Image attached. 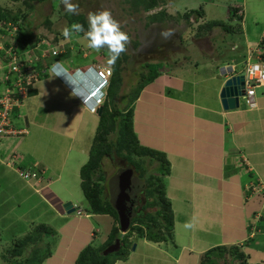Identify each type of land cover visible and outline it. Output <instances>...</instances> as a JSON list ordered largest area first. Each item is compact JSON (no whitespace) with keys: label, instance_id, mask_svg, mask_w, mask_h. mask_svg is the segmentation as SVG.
I'll return each instance as SVG.
<instances>
[{"label":"crops","instance_id":"crops-1","mask_svg":"<svg viewBox=\"0 0 264 264\" xmlns=\"http://www.w3.org/2000/svg\"><path fill=\"white\" fill-rule=\"evenodd\" d=\"M204 1L211 4L213 13L221 8L216 0H185L182 13L180 7L175 9L177 4L174 1L162 4L158 12L163 6V10L173 16L203 11V17L192 16L188 22L193 23L192 28L197 31H193V40L207 46L203 52L209 55V52L213 53L216 38L226 39L230 34L224 30L220 34L221 27L199 32L198 27L209 21H220L210 20V9L206 11ZM181 3L179 1L178 5ZM233 10H238L232 11L233 22L237 17L242 22L241 32H237L242 36L239 41L243 44L242 55L229 58L230 62L207 59L209 63L202 66L217 67V74L209 81L212 84L209 103L199 102L194 97L192 100L172 97L168 93L169 86L182 90L183 81L173 75L170 77L164 69L154 82L143 89L133 104L134 129L140 145L164 153L170 163L167 175L156 172L155 177L162 178L166 196L171 202L174 231L173 237L163 242L133 236L132 242L133 245L136 243V248L130 250L126 260L117 264H142L145 260L152 264H200L207 251L219 246H238L248 256L249 264H264V87L257 90L256 109H249L242 100L239 109L226 111L220 99L226 81L232 75L242 74L238 69L240 66L245 65L247 69L251 63L264 61V26L263 30H257L260 26L258 22L248 24L250 11L245 5H235ZM239 11H242L240 15ZM181 19L177 27L183 28ZM158 25L163 27L164 24ZM250 25H253L251 31L254 33L250 32ZM42 41L50 46L66 44L63 39L54 44L55 38L49 36ZM46 43L40 47L49 49ZM69 46H73V42L66 45L64 52H71L73 63L70 59L56 61L66 68L67 77L53 78V65L49 68L42 66V69L47 68L46 72L28 87L24 104L13 113L12 126L16 134L0 136V225L5 224L9 214L18 210L16 207L21 202L25 206L31 199L37 198L39 203L32 210L42 202L41 215L34 220H39L44 214L54 217L51 220L44 217L40 222L55 231L46 238V242L53 247L48 264H77L80 252L97 238L100 231L103 232L102 244L109 239L115 225L120 226L121 230L119 218L111 214H94L88 206L79 216L75 212L68 214L63 206L68 201L77 200L73 197L77 189L84 195L81 172L89 160L90 150L83 151L85 144L80 139L78 144L74 143L77 134L83 131V119L88 115L89 129L95 124L98 128L99 124L98 114L87 109L79 97L87 85H80L81 81L74 79L72 74L78 69L104 68L93 66L95 63L89 64L88 61L81 65L74 62L79 55H73L74 48ZM12 47L9 38L0 40V97L8 86H12V83L5 82L8 76L7 51ZM232 48L236 50L240 46L233 43ZM91 56L90 52L89 58ZM195 66L198 68L200 65L196 63ZM193 83L197 84V81ZM42 146L46 149L44 154L39 153ZM156 165L154 169H157ZM34 168L45 171L40 184L24 182L17 172L18 169ZM70 173L78 176V182L72 177V180L65 181V174ZM107 181L104 182L106 195L113 202L115 185L110 179ZM65 186H69L68 189H64ZM253 187L257 190L253 191ZM69 188H76V191L72 192ZM27 189H30L29 194L26 193ZM21 192L26 193L27 197L22 198ZM9 194L14 195L9 199L10 203L14 200L12 204L7 203ZM146 203L144 196L138 198L135 214L134 206L131 207V221L135 216L145 218L150 212L157 211L153 207L144 213L142 209L139 211V207ZM27 212L23 211L15 221L26 220ZM34 225L33 221L27 223L22 236H26ZM145 251L147 254H144Z\"/></svg>","mask_w":264,"mask_h":264},{"label":"trees","instance_id":"trees-1","mask_svg":"<svg viewBox=\"0 0 264 264\" xmlns=\"http://www.w3.org/2000/svg\"><path fill=\"white\" fill-rule=\"evenodd\" d=\"M13 1L16 2L15 8H0V21L3 22L6 27L8 24H12L18 28L15 46L16 44L19 46L15 49L18 53L23 51L27 52L35 48L45 37H36L29 27L32 21H28V17H30L31 13L35 11L38 4L40 5L43 0ZM126 2L131 6L132 10L137 13L141 10L150 12L160 8L162 4H165V0H126ZM234 11L237 12L238 10ZM202 12L203 11L187 12L183 17L187 16V20L190 21L192 16L203 17ZM59 13H62V10H59ZM65 16L67 18L66 26L70 27L72 23H80L84 26L85 30H87L88 23L86 13L79 12V15H73L65 12ZM166 17V11L161 10L157 14L152 15L150 21L152 23H164ZM41 25L46 26L49 31L55 34L54 44L60 43L62 39L66 40L61 34L62 30H56L51 26L49 18H46V20L44 19ZM216 27H221L228 33H230L232 29L228 23L209 21L205 25L199 27V32L203 30L209 32ZM2 33L8 34L7 31L3 30ZM77 34L83 35V33ZM180 40L181 44H183L182 36ZM9 46L10 44L7 47ZM38 53H40V51H38ZM122 54L123 56L116 61L115 65L111 66L113 75L110 79L108 96L103 105L104 110L102 115L99 117V124L94 138V144L90 151L89 160L83 166L81 172L82 189L89 204V211L94 214H111L115 218H119L118 212L113 206L112 199H108L106 195L107 187L104 184V182H106L104 163L106 160H114L116 157L123 158L129 162L130 166H133V174L137 175L138 178L146 183V188L144 190L145 199L148 204H150L148 206L157 208V211L150 212L148 214L150 217L146 218L143 223L142 220L144 218H136L135 216L127 233L121 232L120 226L115 225L109 239L105 243H98L95 239L80 252L77 258V264H117L118 261L126 260L133 246V236L146 237L148 240L155 242L168 241L173 237L174 218L171 202L166 196L165 185L162 178L158 176L157 182H150L149 178L154 176L143 174L144 170L140 167L141 164H143L153 173L158 171V174L165 176L170 171V163L164 153L141 146L134 129L133 104L139 98L143 89L158 78L159 67L150 68L151 70L148 74L141 75L142 82H139L137 91L134 93L133 98L130 99V105H128L126 109H120L119 106H117V97L119 96L123 83V63L128 59V55ZM71 55L70 51H66L63 54L60 53L56 56L50 55L52 56L51 58L54 59L50 60L51 58L49 59L48 56L46 59L41 60L39 64L37 63V69H41L42 66H48L49 68L50 65L52 66L56 63L61 64L60 62H56L59 59H70L73 63ZM79 59L80 57L77 56L74 62H79ZM147 67L149 68V64ZM121 143L122 145L120 146ZM133 158L139 159L140 161L134 163ZM147 159L149 160L148 162ZM156 163L157 169H154V164ZM114 176L113 178L115 179ZM148 198H152V200L148 201ZM54 232V229L46 224L39 223L34 225L26 236L14 241L12 247L8 251L9 256L3 255L4 260L8 262V264H43L47 257L52 256L51 250L44 253H42V251L45 247H50L51 243L46 242V238L53 235ZM117 239H121L122 241L121 250L113 254L105 255L104 252L106 248L112 245ZM248 259V256L238 246H219L207 251L202 256L200 264H249Z\"/></svg>","mask_w":264,"mask_h":264},{"label":"rangeland","instance_id":"rangeland-1","mask_svg":"<svg viewBox=\"0 0 264 264\" xmlns=\"http://www.w3.org/2000/svg\"><path fill=\"white\" fill-rule=\"evenodd\" d=\"M172 1H174L177 4V6L175 5L176 6L175 9L180 7L179 11H181L182 13L183 10L182 6L185 0L183 2L181 0H165V3L168 4ZM179 1L180 3L182 2L181 5H178ZM73 2L79 4L80 12L86 13V16L90 11L97 12L105 9L109 10L113 18L119 21L121 30L129 36L130 42L129 44L126 45L127 50L124 52V54L128 55V59L123 63V72H122L123 83L119 92V96L117 97V106H119L120 109H126V107L130 105L131 103L130 99L133 98L134 93L137 91L138 84L142 78L141 75L148 74V72H150L151 70L150 68L153 69V67H159L158 69L159 75L160 72H163V70L166 69L170 77L173 75L174 78L179 77V79L183 81L181 82V85L183 86L182 90L179 89L178 91L177 88H174V86L172 85L169 86L168 93L170 92L169 94L172 97H177L184 100H192L194 97L197 98L199 102L209 103L210 94L212 93L209 91V89L212 88V84L209 81L212 80L211 77L213 75L217 74V67L202 68V66L209 63L207 59L210 60L211 58L223 59L227 62H230L231 60L229 58H234V57L237 58L242 55L243 44L239 42L240 37L242 38V36L237 34V32L238 33L241 32L242 22L241 20H237L239 17L236 18L235 23L233 22L234 19L233 17L234 14H232V11H234L233 7L235 5H239V6L245 5L247 11H250V15L248 17L249 20L247 21L248 24L253 23V21L258 22L260 26L257 28V30H263V26H264V0H216L218 4H221V8L218 9L216 8L220 12L217 11L216 13H213L214 9L211 10V4L204 1L205 3L204 2L203 3L205 5L206 11L210 9L209 10L210 18H211L210 20L219 19L224 23L230 24V26L232 27L231 32L229 33L230 35H227L228 38L222 39L217 37L212 46L213 53L209 52L210 54L206 55L203 52V50H205L207 46H203L202 44L195 43V39L193 40L192 38L193 31H195V33L197 31L192 28L194 24L188 22L187 16L183 18V16L178 15L179 13L175 14L176 13L175 12L174 13L175 15L173 16V15H169V13L166 12L167 14L166 21L164 23L159 22V24H164L163 27H160L157 22L152 23L150 21V17L158 13V8L150 12H145L141 10L139 13H137L136 11L132 10L131 6L126 2V0H73ZM15 6H16V2H14L13 0H0V8H13V7L15 8ZM164 8L165 7L163 6V9ZM199 8L200 7L196 9ZM59 10H62V13H59ZM65 12L66 11L61 3V0H43V2L40 5L38 4V7L35 9V11L31 13L30 17H28L29 18L28 21L30 20L32 21V24H29V27L33 31L36 37L49 36V38L54 39L55 34L49 31L46 26H42L41 25L42 21L44 22V19L46 20V18H49L51 21V26L54 29L62 30L67 23ZM240 14L241 13L239 11V15ZM180 19L182 20V22H184L183 28L177 27L180 26L179 25ZM187 24L189 26H187ZM252 26L253 25H250L249 27L250 32H253L251 31ZM166 29H171L174 32V35H172L171 38L167 40H163L160 36V33L162 30H166ZM219 31L221 34L223 32V29L220 28ZM180 36L183 37V42H184L183 44H181ZM14 39L16 40V34L12 37H9V41L12 44H15ZM153 40L155 43L158 44H160L162 41L163 43L169 42L170 44H173L172 45L173 49L168 50L166 52L158 51V48H160L158 45L157 49L151 50V48H149L147 45L153 43ZM65 42H66L65 47L66 45H69L71 42H73V46H69V47L74 48V51L72 52L73 55L76 56L79 55L80 59L78 61L80 62V65L88 61L87 63L89 64L95 63L93 66L96 65L99 67L107 68L113 74L112 67L107 64L106 49H102L100 52L93 51L92 49L87 47V41L83 39V35L77 33H74L72 38L69 40H65ZM233 43L239 45L240 48L234 50L232 48ZM17 46L19 45L16 44L15 48H18ZM147 48H149V50L145 51ZM141 50L144 51L142 52ZM89 51L92 54L91 56L92 58H89L90 55ZM208 51L211 50L208 48ZM82 55L85 56L84 58H88V59H83ZM122 56L123 54H121L120 57ZM196 63L200 65L198 68L195 66ZM148 64H149V68L147 67ZM238 69L239 72L246 75L245 65L240 66ZM207 78L210 79L208 80ZM195 80L197 81V84L193 83V81ZM87 118L88 115L83 119V124H82L83 131L77 134L76 139L74 140V143L76 142V144H78L79 139L82 142V144L83 143L85 144V146L83 145V151H88V150L91 151L94 144L93 138L97 129V124L91 126L90 129L88 128ZM93 120L96 123L95 116ZM69 145L70 144H67V146ZM121 145L122 143L120 144V146ZM44 152H46V149L44 146H42L41 149L39 150V153L44 154ZM133 159H134L133 160L134 163L140 161L139 159L136 158ZM148 161L149 160L147 159V162ZM129 167H131V169H134L133 166H130L129 162L123 158L116 157L114 160L111 159L106 160L104 163L106 181L111 177H112L111 180L114 179L113 176L115 173L119 171V169L125 170ZM140 167L144 170L143 174L154 176L149 178L150 182L152 181L154 183L157 182V178L155 177V174L151 170L146 168V166H144L143 164H141ZM65 175H66L65 181L71 179L72 177L73 179H76V181L78 182L77 173H76L77 177H74V173L65 174ZM31 184L33 185V183ZM68 187L69 186H65L64 189H68ZM69 189L72 192L76 191V188H69ZM26 193L29 194L30 189H27ZM26 193L21 192L19 194H21L22 198H25L27 197ZM13 196H14L13 194H9V196L7 197L8 204L14 203V200L12 201V203H10L9 201V199H11V197ZM73 197L77 199V200H73V204L74 205L76 204L75 207H79L83 210L89 206L85 196L83 195L80 189H77L76 194ZM28 200L29 198L26 201ZM150 200H152V198H148V201ZM37 203H39L37 198L31 199V201L27 202L25 206L21 202V205L19 204V207H16L18 208V210L15 211L14 213L9 214L7 220L5 221V224L0 225V264H8V262L4 260L3 255L9 256L8 251L12 247L14 240L23 237L22 235L24 234V230L26 229L27 223L33 221L35 224H37L43 221L44 217L45 219L47 218L48 220L54 218L51 214L49 215L44 214L42 218H40L39 220H34L38 217V215H41L42 212L41 209L44 206V204L40 202V206L35 208V210H32L33 207H36L35 205ZM148 205H150L148 204V202L145 205H142L141 207H139V211H141L142 209V212L144 213L145 211L149 210L150 207ZM25 210L28 211L25 216L26 220H22L20 222L15 221V218L21 216L22 212ZM83 214L84 212L81 211V216ZM149 217L150 215H147L142 220V223L146 218ZM102 235L103 232L100 231L96 238V241L98 243H101ZM133 246L131 248V251L133 250ZM50 247L49 248L45 247L42 253L53 249V247L51 248ZM144 254H147V252L145 251ZM49 259L50 258L47 257L44 260V263L48 264ZM142 264H152V263L145 260Z\"/></svg>","mask_w":264,"mask_h":264},{"label":"clouds","instance_id":"clouds-1","mask_svg":"<svg viewBox=\"0 0 264 264\" xmlns=\"http://www.w3.org/2000/svg\"><path fill=\"white\" fill-rule=\"evenodd\" d=\"M61 3L64 6V9L67 13H70L73 15H79L80 8H79L78 3H74L73 0H61ZM87 23H88L87 30H85L84 26L80 23H72L70 27H68V26L64 27L62 29L61 34L66 40H69L72 38L74 33H83V39L85 41H87V47L92 49L95 52H100L102 49H106L107 50V64L109 66L115 65L116 61L120 58L121 54L127 50L126 45L129 44V42H130L129 36L121 30V26H120L119 21L114 19L111 12L107 9L97 11V12H91V11L88 12ZM13 27L17 28L16 26H13ZM2 30L7 31L5 29H2ZM2 30H1L2 38L0 39L1 41H4L5 38H9V37L14 36L15 34L17 35V32H18V28L16 31L11 29V30L7 31L8 34L6 35V34L2 33ZM172 35H174V32L171 29L162 30L160 33V36L163 40H167V39L171 38ZM12 46H13L12 47L13 52H15L21 58V60H22V61L20 60L21 63H24V64L28 63V55L29 54H27V52H24V51L21 53H18L15 49V44H12ZM53 54L55 55L56 53L54 52ZM39 62H37V63H39ZM37 63L34 65L36 69H37ZM89 68H92V69H89ZM89 68L86 69L85 71H81L78 69L75 73L72 74V77L76 80L81 79L82 82L80 85H82V86L87 85V89L83 91L82 95H81V93L79 94L78 91L77 92L79 94V97L81 99L82 104L87 109L91 110V108L88 105L84 104V100H86V98H88L93 92H95L97 89H99L97 97L104 100L103 104L100 105V107L103 106L106 99H107V96H108V88H109L110 84H109V86L101 85V83L98 81L97 75L95 73L96 69L94 67H89ZM46 69H42V68L37 69V71L40 72V76L38 78H40L46 72ZM51 70L54 73L53 78L56 76L67 77L66 68L64 66H62V64H57V63L54 64L51 67ZM234 73H235V71H234ZM231 74H233V73H231ZM246 80H247V78H246ZM245 88H246V86H245ZM246 95H247V88L245 89V95L242 98V100H244L245 102H246V99H245ZM256 99H257V95H256ZM242 100H241V102H242ZM90 103L92 104V106H94V104L92 102H90ZM33 170L37 171L40 174L41 180L40 181L39 180H33V181H29V182L24 180V179L23 180L29 184L33 183V185L40 184L44 180L45 171L42 169L38 170L37 168H34ZM156 172H158V171H156ZM154 174H155V172H154ZM134 178H137V183H134ZM132 181L134 183V186L136 184L142 185L143 196H144V198H146L145 194H144V190L146 188V183L144 181H142V179L138 178L137 175H134V174L132 177ZM134 186H132V187H134ZM74 209H75V213L77 215L81 216V214H78V211H83V210L81 208L75 207V206H74ZM130 227H131V224H130ZM130 227H129V229H130ZM127 232H123V233H127ZM121 244H122V242H121Z\"/></svg>","mask_w":264,"mask_h":264},{"label":"built area","instance_id":"built-area-1","mask_svg":"<svg viewBox=\"0 0 264 264\" xmlns=\"http://www.w3.org/2000/svg\"><path fill=\"white\" fill-rule=\"evenodd\" d=\"M242 13V11H240ZM17 30L13 27L12 24H8L5 27V24L0 21V39L2 38L1 30ZM45 41L39 42L35 48H32L27 51L28 63H21L19 55H17L12 50L7 51L8 64V76L6 77V83H12V86H8L4 90V95L0 97V136L2 135H12L16 134V130L12 126V115L16 108H20L25 99L27 98V90L30 85H32L36 80L37 76H40V72L35 68V64L41 60L46 59L49 55H59L64 52L65 46H49V49L41 48ZM40 51V53H38ZM56 53L55 55L53 53ZM33 56V58H32ZM92 69V68H89ZM44 72V71H43ZM96 75L98 81L101 85L110 84V78L112 72L107 68L96 69ZM38 76V77H39ZM246 88L247 95L245 97L246 104L249 109L258 108V102L256 99L257 90L264 87V61L251 63L246 69ZM8 85V84H7ZM99 89L93 92L86 100L84 104L88 105L91 108V111L94 113L97 112L100 105L103 104L104 100L97 97ZM92 102L94 106L90 103ZM12 164V163H11ZM19 176L26 181L41 180L40 174L33 170H17ZM257 188L253 187V191H256ZM78 214H81V211H78Z\"/></svg>","mask_w":264,"mask_h":264},{"label":"water","instance_id":"water-1","mask_svg":"<svg viewBox=\"0 0 264 264\" xmlns=\"http://www.w3.org/2000/svg\"><path fill=\"white\" fill-rule=\"evenodd\" d=\"M231 74V73H230ZM245 86H246V76L244 74L232 75L225 83L224 87L220 93V99L224 110H235L239 109L241 106V100L245 95ZM104 107L101 106L97 114L100 117ZM118 181L116 182L119 185V188L115 190L116 198H114L113 206L117 210L119 215V221L121 225L122 232H127L131 224L132 213L130 212L129 216L126 214L125 203L131 201V196L129 191L134 186V183H137V178H134V183L132 181L133 172L132 169H120L116 174ZM64 209L68 214L75 212L73 202L69 201L64 204ZM132 211V209H131ZM136 246H133L135 249ZM121 250V240L118 239L115 244L107 248L104 252L105 255L113 254Z\"/></svg>","mask_w":264,"mask_h":264},{"label":"flooded vegetation","instance_id":"flooded-vegetation-1","mask_svg":"<svg viewBox=\"0 0 264 264\" xmlns=\"http://www.w3.org/2000/svg\"><path fill=\"white\" fill-rule=\"evenodd\" d=\"M158 45H159L160 48H158ZM172 45L173 44H170L169 42H166V43L164 42L163 43V41L160 44H158V43H155L154 40H153V43H151V44H149L147 46L149 48H151V50L158 48V51H164V52H166L168 50H172L173 49L172 48ZM149 48H147L145 51L149 50ZM141 51L143 52L144 50H141ZM116 174L117 173L114 174L115 175L114 176L115 179H113V180L110 181V182H112L115 185L114 188H113V196L115 198H116V195H117L116 192H115V190L117 188H119V185L116 183L118 181V178H117ZM129 193H130V196H131V201L129 203L126 202L124 204L125 205V209H126L127 216H129L130 212L131 213L133 212V210L131 211V207L132 206H134V214H135V211L137 209L138 198L139 197H141V198L143 197L142 185L141 184H136L134 187H132V189L129 191Z\"/></svg>","mask_w":264,"mask_h":264},{"label":"bare ground","instance_id":"bare-ground-1","mask_svg":"<svg viewBox=\"0 0 264 264\" xmlns=\"http://www.w3.org/2000/svg\"><path fill=\"white\" fill-rule=\"evenodd\" d=\"M73 79V78H72ZM80 81L82 82V80L80 79ZM68 82V81H67ZM70 82V81H69ZM81 82H80V84H81Z\"/></svg>","mask_w":264,"mask_h":264}]
</instances>
